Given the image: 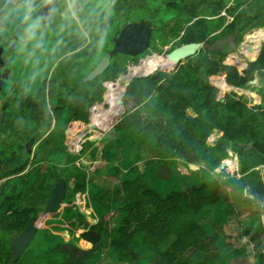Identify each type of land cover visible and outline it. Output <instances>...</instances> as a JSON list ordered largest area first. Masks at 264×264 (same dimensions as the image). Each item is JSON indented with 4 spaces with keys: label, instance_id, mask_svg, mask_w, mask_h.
<instances>
[{
    "label": "trees",
    "instance_id": "1",
    "mask_svg": "<svg viewBox=\"0 0 264 264\" xmlns=\"http://www.w3.org/2000/svg\"><path fill=\"white\" fill-rule=\"evenodd\" d=\"M190 1L191 3L189 0H113L110 10L104 14L96 13L97 8L92 4H79L77 13L83 16L80 20L81 27L77 28V23L74 27L71 26L69 20L64 27L66 45L62 52L70 55L59 63L57 59L51 64L52 75L34 98L38 103V108L32 106L37 112L36 124H27L31 131L42 132L44 135L33 138V148L27 150L31 154L23 156L21 151L11 150L12 154L16 153V156L12 155L11 162H20V159H16L20 156L25 160V167L29 164V155L33 154L34 158L24 179L14 176L0 187L2 194L10 186L20 191L21 198L26 199V195L31 198L29 207L26 208L29 212L8 223V227L20 229L35 220L40 210L36 206L39 202L45 203L56 180L64 177L67 181V195L64 208L58 212V216L75 214L78 222L70 223L68 228L71 238L75 235V230L83 228L81 236L92 242V247L79 257L86 260L79 263L87 264L91 260L98 262L99 253L107 246L108 238H111L110 244L114 246V250L109 255L134 264H221L224 262L223 254L222 250L216 248L217 235L214 237V234L219 232L225 235V232L223 224L215 222L210 214L216 208H223V205L234 206L237 199L252 202L246 196V192L250 191L263 203L247 214V223L239 234L253 244L255 261L250 264H264V178L260 169H255L264 165V83L259 91L263 94L262 97L259 92H256L255 97L251 96L254 85L246 87L256 79L257 73L264 79V30L258 33L252 31L246 35L249 29L256 26L258 29L264 28V4L258 3L261 0ZM36 3L38 7L43 4L42 0H36ZM247 3L249 5L244 6ZM1 4L0 0V8H3L5 15L8 7ZM142 7L145 10H141ZM254 7L255 10L250 12L249 9ZM224 10L226 14H222ZM259 14L263 17L259 18ZM69 16L75 21L71 14ZM140 19H144L153 29L150 47L137 56L114 54L103 74L92 80H83V74L94 69L101 58L113 49L112 37L118 36L124 25ZM116 21L119 27L115 26ZM217 29L220 31L217 32ZM231 33L240 37L236 39L237 44L246 40L251 43L252 48L260 45L258 57L255 59L257 50L249 51L245 43L240 45L239 50L252 60L241 58L229 44L223 46L227 48L226 51L211 50L208 47V44ZM193 41L207 45L201 47L195 55L180 61L175 68H162L149 76L138 75L133 81L127 82L136 74L153 71L162 59L159 55ZM46 49L49 48H43ZM229 49L235 51L236 55L229 54ZM144 56L156 59L149 58L141 63H134L127 71L131 62H137ZM123 72L127 74H122L116 81ZM230 86L239 87L249 96L229 90ZM107 90L109 98L104 105L113 113L110 115L108 112L103 116L100 114V104L103 103ZM21 96L19 92L17 103L24 100ZM50 100L60 102L61 105H56V109L52 106L48 108ZM60 119L63 120L62 123L59 122ZM69 119V126L66 127ZM75 122L86 125L85 129L89 132L86 146L84 147L83 141L77 145L80 148L78 155L66 150ZM52 125L53 129L48 135ZM112 127L117 134L116 139H102L113 142L112 146L115 147L124 145L122 152L125 154L123 160L111 164L107 171L118 170L119 164L121 169V164L127 162L130 154L136 149L139 152V146L151 142L158 154V163L154 164L155 173L157 167L160 169L164 164L168 166V158H175L186 165H200L201 159L206 158V166L200 165L199 169H205L215 180L212 178L209 183L204 181L203 185L173 190L163 196L157 194V189L142 177L138 166H132L121 175L118 192L110 195L92 180L88 166L82 163L73 166V161L79 160L90 149L95 158L98 150L94 138L90 136H94L96 131L105 134ZM81 132L83 131H78L74 137ZM29 140L30 137L24 140L25 150ZM95 141L99 139L95 138ZM47 143L55 145L56 149L42 155ZM232 150L241 157V168L240 160ZM67 154L69 157H66ZM229 161L236 162L238 166H235L233 174L223 170L226 175L219 178L212 173V168L221 165L227 168ZM44 162L46 168L42 169ZM239 168L240 176L237 175ZM23 169L17 167L13 173L19 174ZM133 169L136 171L131 175ZM96 172L101 174L103 170L97 168ZM202 178L207 179L206 172L202 174ZM103 196L108 199L106 201L113 198L112 202L105 203ZM2 202L0 196V210ZM102 203L110 209L108 213L111 210L117 212L115 224H111L108 217L95 216ZM81 206L84 211H81ZM135 209L144 215L142 220L137 219L138 231L146 224H153L155 229L151 239L143 235L139 240L142 246L152 244L148 249L137 247L132 240L133 227L127 222V217ZM31 213L34 215H30ZM88 215L92 216L93 221H86ZM177 219L184 220L185 229H178ZM206 219L212 220V232L204 227ZM50 230L47 229L37 240L41 241L40 257H47L41 262L62 264L71 261L70 254L61 256V252L65 250L64 244L57 239H49ZM198 230L201 234L195 239ZM113 237L116 241H112ZM78 240L67 241L78 243ZM3 244L0 240V264L3 260L4 263L7 262V253L10 252L9 248L5 250ZM233 247L236 248L234 244ZM67 251L69 250L64 252Z\"/></svg>",
    "mask_w": 264,
    "mask_h": 264
},
{
    "label": "rangeland",
    "instance_id": "2",
    "mask_svg": "<svg viewBox=\"0 0 264 264\" xmlns=\"http://www.w3.org/2000/svg\"><path fill=\"white\" fill-rule=\"evenodd\" d=\"M1 1H2L1 5L3 7H5V8L8 7V10L6 9L7 13H5L4 16H3V12H2L3 8H0V19L2 18V22H3L1 24L2 25L1 31L3 34V42H4L6 49H7V56H9V59H10V65L12 66V76H11V79L7 81V83L12 82L11 80H13L14 82H17V80H14V79L15 78L19 79L20 81H19L18 86H20V88H22V91L26 92L24 95H26L28 98H30L29 101L32 102V101H34V98H35V97H33L34 92H38L40 90V87L41 86L43 87V85L45 84L47 78L51 77L52 72H53V70L51 71L52 66H53L51 64L57 59H58V63H59L62 61L63 58H66L70 55V54H65V52H62V48L66 45V43H65L66 38H65V34H64V27H65L66 22L69 20L71 23V26L74 27L75 24L77 23L76 24L77 28L79 26L81 27L80 20H82L81 17H83V16L78 15V13L76 12V15L74 16V19H75V21H74L72 19V17L69 16L70 13L66 14V8H67L66 0H55L54 3L51 4L52 5L51 10L54 7L56 9V11L51 12V14L49 15L50 21H49V19H47V21L42 19L43 46L41 48L34 49L33 44L29 43L26 48H22L21 47V35L23 33V27H24L22 18L20 17L19 13L15 12L14 9L12 8V6L7 3V0H1ZM258 1H260V0H258ZM83 2L88 3V4H92V6L94 8H97V9H95L96 13H103L104 14V13H107L108 10H110L109 9L110 3L107 2L106 0H84V1H80L76 5L77 10H78L79 4H82ZM148 2H149V0H148ZM258 3L264 4V0H261V2H258ZM140 9L145 10L144 7L140 8ZM225 13H226L225 11L222 12V14H225ZM9 15L13 16V18L11 20L8 19ZM37 16H39V15H37ZM258 17L261 18V17H263V15L259 14ZM171 22H174V21H171ZM117 25L118 24L116 21L115 26L119 27ZM77 28H76V30H77ZM260 30H264V28H260V29L255 28L252 31H255L256 33H258ZM219 31L220 30H218L217 32H219ZM215 32H216V30H215ZM216 36H218V34ZM237 38L240 39L239 36ZM114 39H115V36L112 37V40H114ZM9 41H13L12 45L9 44ZM174 41H176V40H174ZM211 42H212V40H211ZM238 43H240V42H238ZM242 43L243 42L241 41V43L239 44V47H240V45H243ZM44 47L49 48V49L43 50ZM219 49H221L222 51L227 50V48H224V47L219 48ZM228 52L231 55H236V52H237V54L238 53L241 54L239 48L236 52L233 50L231 51L230 49L228 50ZM159 56L161 57L162 55H159ZM144 57L145 58H140V60H138L137 62H134V63L138 64L139 62L140 63L143 62L142 60H147V59L151 58V56H144ZM70 59H72V57H70ZM88 63H90V62L88 61ZM134 63L131 62V64H129L127 66V71H129V66L130 65L132 66ZM162 67L169 68L167 65H165L163 62L160 61L159 64H157V66L154 67V69L157 68L156 70H153L154 73L161 70ZM39 68H41V70H42V72H41L42 76L39 75L38 77H36L33 73L37 72V70ZM138 71H140V70H138ZM89 72H87L86 74H83L84 75L83 80H86V77H87ZM126 72L121 73L118 76L116 81L119 80V78L121 77L122 74L125 75ZM260 82H261L260 86L262 87L263 83H264V79L263 80L261 79ZM14 85H15V83H14ZM260 86L257 87L259 91L261 89ZM230 89H232L231 86L229 87V90ZM108 90L104 94L103 103L100 104V106H101L100 114L101 115L105 111H109L110 115H112V113H113V112H111L112 110H110L106 105H103L104 102H106V100L109 98V95H107V93L109 92ZM4 95H5V93H2L1 97H3V99L5 101ZM262 95L263 94L260 93V97H262ZM8 96H9V94L6 95V97H8ZM12 97L14 98L15 96H12ZM50 101H51V104L49 103L48 108L50 106H52L53 109H56V108H54L56 105L57 106H59L58 104L61 105L60 102H53V100H50ZM4 106H5V104L2 105L1 108H4ZM7 107H8V111H4V110L1 111L0 110L1 118H4L6 120L5 126L6 127H12L15 132L16 131H24V132L31 131V128L27 124H32L33 122H35V124H36V115H37L36 110L32 106L29 107L28 104H27V106H24V100H22L20 103H15L13 107L9 106V104H8ZM39 113H40V108H39ZM59 122L62 123L63 120L60 119ZM69 122H70V119L67 120L66 127L69 126ZM80 124H82V123L75 122L73 124L72 129L70 131V139L68 140V147L66 148L67 152H69V153L73 152V153H75V155H78L80 152V148L77 146V145H79V142H82V141L85 142L84 143V147H85L87 144L88 135H89V132L86 131V129H85L86 125L84 126V125H80ZM32 125H34V124H32ZM53 126L54 125H52L50 130L47 132L48 135L52 131ZM78 131H83V132H81L75 138L74 134H76ZM111 131L115 132L114 127H112ZM47 134H46V136H47ZM90 137L94 138L93 141L96 143L95 147L98 150V151H96V157L94 158L91 155V151H90L91 149H90L86 154L82 155L79 158V160H74L73 166H77L78 163H82L85 166H88L89 175L92 176V180L96 184H98L100 187H102L106 191H108V190L104 187V185L109 184V186H111V191L110 190L108 191V193L110 195H115L118 192L119 187H121V175L124 173V170L126 171L127 169H129L132 166H138L139 171L142 173V177L147 182H149L152 187L157 189V191H156L157 194H161L163 196H167L173 190L186 189L187 187H191L194 185H203L204 181L206 183H209L212 181V178L214 179L213 175L208 174L205 169L202 168V169L193 170L189 166L178 161L175 158H168L166 161V163L168 164V167L170 168V170L172 172L171 177L170 178H163V177L159 176V173H158L159 168L157 167L158 170L155 173L156 166H154L155 163H158L157 162L158 161V154H157L156 150L152 147L154 144L151 142L150 143L147 142V143H144L143 145L139 146V148H140L139 152H138V149H136L132 154H130L129 158L127 159V162H124L121 164V169L119 168L120 167V164H119L118 170L108 172L107 170L111 164H116L119 161L124 159L125 153L122 152L124 145H121L119 147H115V146H112L113 142L103 141L102 137L109 138V137H106V132L104 134L103 132L96 131L94 136L92 135ZM5 138H7V137H5ZM25 138H19V139L7 138L10 141H3L0 143V148L5 152V154L3 152H0V163H2L4 165L3 169L0 170V187L2 184L7 182L8 180L13 178L14 176H20V174H14L13 173L14 169L18 167L20 162H17L16 160L11 162V160H10L12 158L11 150L15 149V150L20 152L21 148L25 149V144H24ZM72 138H73V140H72ZM95 138H98L99 141H95ZM112 139H116V138H112ZM30 141H32V140H30ZM104 145H106V147H104ZM32 148H33V146L31 145V146H29V149H27V147H26V150H32ZM93 150H95V149H93ZM119 152H120V154H119ZM6 154H8V155H6ZM22 155L26 156L24 154H22ZM66 157H69V155L68 156L66 155ZM16 159L19 160V159H21V157L18 156V157H16ZM200 165L203 167L206 166V158L201 159ZM235 166H236V162L229 161L228 165L226 166L227 168H224L221 165V166L216 167L214 169L212 168V173L214 175L218 176L219 178L225 177L226 173L223 172V170L233 174L235 171ZM97 168L102 169L103 172L101 174H98L96 172ZM236 168H238V166H236ZM240 168H241V166H240ZM240 168H239L238 172L236 171L238 176L241 175L240 174ZM255 169H260L261 173L263 174V178H264V167L261 168L260 166H257ZM134 171H136V170H134V169L131 170V175H133ZM204 172H206V176H207L206 180H204L202 178V174ZM219 172H221V173H219ZM107 174H109L111 176H109ZM153 176H155V178H157L158 181H156L155 178H151ZM101 183H103V185H101ZM215 184L218 186L217 182H215ZM9 187H7V188H9ZM16 190H17V188H13L10 191L8 198H11ZM16 194H17V196L13 199V203L19 204L18 201H20V199H23V198L20 197V191L19 190H17ZM246 196L250 197L252 202H247L244 200H240L239 202H237V200H236L235 205H234L235 208L240 207L239 210H237V213H238V211L242 212L240 214L241 216H238L237 213H236L237 216L234 213H227L225 215V217H223V215L221 214L219 216V219H218V222L220 224H223V229H224L226 223H228V225L230 223H237V225H236L237 229L235 231H232V232H236L237 235L236 236L229 235L230 238H232V240L229 239V241L227 239L223 238V236L221 235V237H219V240L221 242H224V241H227L229 243L233 242L234 246L236 248L240 249V250H237V252H236V256H237V258H239L237 260H239V262H242V260L240 258H243L245 256V253H246L247 257L249 259H253L252 262H254L255 261V255H254L253 244L245 236H241L239 234V232H240V229L244 226L241 224L242 217H243V219H245L248 213H250L251 211H254L258 206H262L263 201L257 200L256 195L252 194L250 191L246 192ZM25 198H26V200H24L23 203H26V208H27V207H29V204L31 202V198H28L27 195L25 196ZM111 198H112V196H111ZM112 199L109 201H106L108 199L105 198V200L104 199L103 200L106 201L105 203H107V202L110 203V202H112ZM83 201H84V199H83ZM242 206H243V208H242ZM36 207H37V210H39V209L40 210L37 212V217L35 218V220H33L31 222L38 221V224H39L38 227L39 228H37V231L35 233L34 238L28 243L27 248L25 249L24 253L14 262L20 261V264H60L59 262H41V260L42 261L46 260V258H47L46 256H41L40 258H38L39 254L41 255V252H40L41 241L37 242V240L39 239V237H41L45 233V231L47 229H51L48 232L49 239H57L59 243L64 244L65 250H69L67 252H64L65 250L62 251L61 256L65 257L67 254H70L72 257L71 261L69 260L68 262H62V264H72V262H74V264H84V263H79V262H84L86 260V258L79 259V257L81 258V255L83 256L85 254V252L89 248L92 247V242L85 240L81 236L82 233L84 232V229H80V228L75 230L74 233L76 236L74 235L73 238H71V234L69 233L68 228L70 227V223L78 222L77 216L75 214H72V213H68L65 215L61 214L59 216H58V213H50L44 218V217H40V214L42 212H44V209H45V206L43 207V202H39V204ZM63 208H64V202L61 205L60 211H62ZM80 209H81V211H84V207L81 206ZM109 210L110 209H108L106 204L102 203L99 205V210L97 211V214H95V216H100V217H105V218L108 217V219L110 220V223L115 224V219H114L115 211L111 210V212L108 213ZM30 215H34V214L31 213ZM143 216L144 215L140 212V210L135 209L132 212H130V214L127 217V221L130 220L129 224H132V226H133L132 240L134 238L136 241H138V240H140V238L143 235L150 238L154 234L153 230H155V229H153V224H146L142 227V229L140 231H138L137 225H136L137 219L142 220ZM39 217H40V219H39ZM236 219H239L240 221H236ZM15 220H17V219L10 217L7 220L1 222V224H3L2 225L3 228L6 230V234H7V237L5 238L6 241H4L3 246H5V250H7V248H9L10 252L7 253V259H9V262H10V259L12 257V251L10 248L11 241L13 239H15L19 234H21V232H23V230L31 223V222H29L25 227H21L20 229H16V228L7 226L8 223H11ZM42 220H43V222H42ZM209 220L210 219L204 220V225H205L204 227L206 230L212 232L213 223H212V221H209ZM86 221L87 222L93 221L92 216L88 215L86 218ZM2 234H3V232H1L0 236ZM77 236H81V237L78 238ZM69 239H71V240L79 239V240H78V243L77 242L76 243H70L67 241ZM112 241H116L114 237L112 238ZM110 242H111V238H108L107 246L104 247L101 251V257H102L101 260H99L98 262L91 260L92 263L91 262L90 263L88 262V263L89 264H124V262H127L125 260L123 261L121 258L120 259L113 258L112 256L109 255L110 252H112L114 250V246L111 245ZM133 242H134V240H133ZM35 243L38 245H36ZM137 247L141 248L142 245L140 244V246H137ZM231 248L234 249V247H231ZM9 253H10V256L8 255ZM117 255H119L118 252H117ZM231 255H235V253H231L230 251L227 252L223 256L224 262H230ZM36 257L38 259H36ZM234 259H236V258H234ZM36 260L38 262H36ZM151 263L152 262H137V264H151ZM232 264H234V263H232ZM235 264H239V263H235Z\"/></svg>",
    "mask_w": 264,
    "mask_h": 264
},
{
    "label": "crops",
    "instance_id": "3",
    "mask_svg": "<svg viewBox=\"0 0 264 264\" xmlns=\"http://www.w3.org/2000/svg\"><path fill=\"white\" fill-rule=\"evenodd\" d=\"M80 1H84V0H79V2ZM107 2H109V3H112L113 2V0H106ZM200 2H201V0H199ZM189 2L191 3V1L189 0ZM249 3H250V1H249ZM247 5H249L248 3L247 4H245L244 6H247ZM255 10V7L254 8H251V9H249V11L250 12H253ZM255 28H258V26H256V27H254V28H251V29H249L248 31H247V33H246V35H248L250 32H252V30L253 29H255ZM231 34H235V43L237 44V42H236V39H237V34L236 33H231ZM230 34V35H231ZM229 36V35H228ZM242 42L243 43H245L246 44V47L248 48V46H251V43L249 42V41H246V40H242ZM241 43V42H240ZM240 43H238L237 45H239ZM236 49V48H235ZM259 49H260V45H257V47L256 48H252L251 50H249V51H253V50H257V54L255 55L256 57L255 58H257L258 57V54H259ZM236 51H237V49H236ZM242 53V52H241ZM239 54V53H238ZM241 57L242 56H244L243 54L241 55V54H239ZM244 57H246V59H248V60H252V58L251 57H249V56H244ZM152 58V57H151ZM41 72H42V70H41V68H39L38 70H37V72H34L33 74L36 76V77H38L39 75H41L42 76V74H41ZM152 73H154V71H151ZM132 77H136V75L135 76H132ZM133 78V79H134ZM256 78H257V80H258V82L256 83V84H254V89H253V91L256 93V92H259V90H258V88L257 87H259L260 85H261V82H260V80L262 79V77H261V75L260 74H256ZM133 81V80H132ZM131 82V81H130ZM249 85H252V84H247V86L246 87H248ZM261 87V86H260ZM234 88V87H233ZM240 89V88H239ZM37 91V90H36ZM107 92V91H106ZM246 94H248L247 92H245ZM249 95V94H248ZM28 99H30V98H27V99H24V101L26 102ZM104 105V104H103ZM2 132V135H1V137H3L4 138V141H10V140H8L7 138H11V139H19V138H25V137H30V138H35V139H37V138H40L41 136H43L44 134L42 133V132H36V131H28V132H23V131H14L13 130V128L12 127H5V128H3L2 130H1ZM5 137H7V138H5ZM21 148V147H20ZM54 149H56V146L55 145H53V144H51V143H47V146L45 147V149L42 151V155H46L48 152H51V151H53ZM21 150V154H24V155H27V154H31L29 151H27V150H25V149H20ZM233 151V150H232ZM233 153H235L236 154V156L239 158V160H240V166H241V157L236 153V152H234L233 151ZM119 154H120V152H119ZM118 154V155H119ZM12 155H15L16 156V153H14V154H12ZM33 155V154H32ZM32 155H29V160H28V165L25 167V165L23 164L24 163V161L25 160H23L22 158L20 159V164L18 165V168L19 167H23L24 169H23V171L22 172H20L19 174H20V176H18V177H22L23 179H24V176L27 174V171H28V169L30 168V166H31V161L33 160V158H34V156H32ZM67 156H68V154H67ZM22 161V162H21ZM261 168H263L264 167V165H259ZM46 168V163L44 162V164H43V166H42V169H45ZM109 172V171H108ZM107 175H109V174H107ZM109 176H111V175H109ZM151 178H155V176H153V177H151ZM4 179V178H3ZM156 179V181H158V179L157 178H155ZM34 182H38L37 180H33ZM101 185H103V183H101ZM104 187L109 191H111V186H109V184H105L104 185ZM13 188H11V187H9L8 189H6L5 190V192L2 194L1 193V191H0V196H1V198L3 199V202L1 203V211H0V224H1V222H3V221H5V220H7L8 218H10V217H13V218H15V219H17L18 218V216H20V215H22V214H27L28 212H29V210L27 211L26 210V203H23V201L24 200H26V199H20V201H18V203L19 204H14L13 203V199L17 196V190L15 191V193L13 194V196L11 197V198H8V195H9V193H10V191L12 190ZM53 189V186L51 187V190ZM41 191H43L42 189H41ZM236 194V193H235ZM235 194H234V197H235ZM103 198H104V196H103ZM47 199V198H46ZM105 199V198H104ZM240 200L239 199H237V202H239ZM46 205V200H45V203H43V207ZM42 207V208H43ZM240 208V207H239ZM239 208H235V206H232V205H223V208H216L215 209V212H213L210 216L215 220V222H218V219H219V216L222 214L223 215V217H225V215L227 214V213H234L236 216H237V214H238V216H241L240 214L242 213V212H239L238 211V213H237V210H239ZM242 208H243V206H242ZM60 211V210H59ZM58 211V212H59ZM57 212V213H58ZM132 212V211H131ZM237 213V214H236ZM117 215V212L115 211V216ZM245 219H243V217H242V221H241V224L242 225H245V223H247L246 221H244ZM212 221V220H211ZM236 221H240L239 219H236ZM128 223H130V220L129 221H127ZM138 222H139V220L137 221V224H138ZM183 222H184V220H179V219H177V223H176V225H177V227H178V229L179 228H184L183 227ZM136 224V225H137ZM227 225H228V223H226ZM130 225H132V224H130ZM236 225H237V223H230L229 225H228V228L231 230V231H235L237 228H236ZM133 227V226H132ZM80 229H83V228H80ZM185 229V228H184ZM179 230H181V229H179ZM1 232H3V234L0 236V240L2 241V242H4V241H6V237H7V234H6V230L3 228V226L2 225H0V234H1ZM208 232H210V231H208ZM224 232H225V235L224 234H222V233H219V232H217V234L215 233L214 234V237L217 235V241H215V245H216V248L218 249V250H222V257L227 253V252H231V253H235V255H231V260H230V262H221V264H232V263H239V264H250V263H253L252 261H253V259H249L248 257H247V255H246V253H245V256L243 257V258H240L241 260H242V262H239V260H237V259H239V258H237V256H236V252H237V250H240V249H238V248H234V249H232L231 247H233V242L232 243H229V242H227V241H224V242H221L220 240H219V237H221V235L223 236V238H225V239H227L228 241H229V239H230V236L227 234V232L224 230ZM199 234H201L200 233V230H198L196 233H195V239H197L198 238V236H199ZM205 234H207V232L205 233ZM133 240H134V242L136 243V245L137 246H140V243H139V240L138 241H136L134 238H133ZM152 246V244H148V245H146V246H142L141 248L142 249H148V248H150ZM99 259H98V261L99 260H101L102 259V257H101V253H99ZM38 258H40V254H39V256H38ZM37 257H36V259H38ZM234 258H236V259H234ZM234 259V260H233ZM36 262H38L37 260H36ZM88 263V262H87ZM90 263V262H89ZM92 263V262H91ZM124 264H134V263H130V262H124Z\"/></svg>",
    "mask_w": 264,
    "mask_h": 264
},
{
    "label": "water",
    "instance_id": "4",
    "mask_svg": "<svg viewBox=\"0 0 264 264\" xmlns=\"http://www.w3.org/2000/svg\"><path fill=\"white\" fill-rule=\"evenodd\" d=\"M234 35L228 36L226 39L220 40L218 43L222 44L224 41H228L231 45H235L233 41ZM115 45L112 53L123 52L127 54L136 55L143 52L150 42V29L146 27L144 20L136 23H131L125 26L120 32L119 36L114 39ZM251 50L252 46H248ZM196 52V43L183 44L167 54V57L173 61L178 62L180 59L192 55ZM110 62V54L106 53L104 57L99 61L98 65L88 75L87 79H92L95 76L101 74ZM155 68L154 70H156ZM110 135V134H109ZM160 174L163 176L169 175L170 171L165 165L160 167ZM66 182L65 179L59 178L55 186L52 189V194L46 199V205L44 212L40 214V217H46L50 213H57L66 197ZM39 217V219H40ZM38 219V220H39ZM38 221L31 222L15 239L11 241L10 248L12 251V257L9 264H13L27 248L28 243L34 238L38 227Z\"/></svg>",
    "mask_w": 264,
    "mask_h": 264
},
{
    "label": "flooded vegetation",
    "instance_id": "5",
    "mask_svg": "<svg viewBox=\"0 0 264 264\" xmlns=\"http://www.w3.org/2000/svg\"><path fill=\"white\" fill-rule=\"evenodd\" d=\"M55 1V0H54ZM51 7L52 5H46V4H42L40 7H37V11L34 13V16H41L44 20H47L49 19V15H50V12H51ZM47 17H44L46 16ZM4 16V14H3ZM13 16L12 15H9L8 19H12ZM50 20V19H49ZM2 18L0 19V110L1 111H8V104L9 106L13 107L15 103H17L18 101V97H19V92L20 94L22 95L21 97L23 99H27L28 97L26 95H24L26 92L25 91H22L20 88V86H18L19 84V79L15 78L14 80H17V82H14L13 80H11L12 82H9L7 83L8 80L11 79V76H12V66L10 65V59H9V56H7V49H6V46L3 42V34H2ZM13 41H9V44L12 45ZM9 76L8 78H4L5 76ZM15 83V85H14ZM14 85V86H13ZM22 92V93H21ZM2 93H5V101L3 99V97H1ZM36 93L37 92H34L33 94V97H36ZM9 94L8 97H6V95ZM12 96H15L14 98ZM29 100V99H28ZM28 100L25 102L24 101V106H34V107H37L36 104H38L35 99L34 101L32 102H28ZM4 108H1L2 105H4ZM5 115V114H4ZM5 122L6 120L4 118H1L0 116V143L4 141V138L1 137L2 135V129L5 128ZM24 132V131H23ZM32 142L29 143V141L26 142V145L29 149V146L33 145V138H31ZM25 143V142H24ZM0 152H3L5 154V152L0 148ZM8 155V154H6ZM3 164L0 163V170L3 169ZM10 256V253L8 254ZM5 260L1 261L3 263L1 264H9V259H7V262L4 263ZM23 262V261H22ZM13 264H20V261L18 262H14Z\"/></svg>",
    "mask_w": 264,
    "mask_h": 264
},
{
    "label": "clouds",
    "instance_id": "6",
    "mask_svg": "<svg viewBox=\"0 0 264 264\" xmlns=\"http://www.w3.org/2000/svg\"><path fill=\"white\" fill-rule=\"evenodd\" d=\"M43 4L51 5L54 0H42ZM79 0H66V14L70 13L73 17L76 15ZM15 12L19 13L22 18L24 27L21 35V47L26 48L29 43L33 44V48H41L43 46L42 34V17L34 16L37 11L36 0H7ZM52 12L56 9L53 7Z\"/></svg>",
    "mask_w": 264,
    "mask_h": 264
},
{
    "label": "bare ground",
    "instance_id": "7",
    "mask_svg": "<svg viewBox=\"0 0 264 264\" xmlns=\"http://www.w3.org/2000/svg\"><path fill=\"white\" fill-rule=\"evenodd\" d=\"M225 11V10H224ZM226 12V11H225ZM226 14V13H225ZM45 17V16H44ZM141 20H144V19H140V20H138V21H135V22H131V23H136V22H139V21H141ZM131 23H128V24H131ZM144 23H145V25H146V27H148L149 29H150V42H149V46L143 51V52H141V53H138V54H136V55H133V56H137V55H139V54H142V53H144L149 47H150V44H151V39H152V32H153V29H152V27L151 26H149L147 23H146V21L144 20ZM128 24H126V25H124L123 27H122V29L125 27V26H127ZM122 31V30H121ZM120 31V32H121ZM120 34V33H119ZM231 35H234V38H233V41H234V46L233 45H231L227 40L226 41H224L222 44H220V43H218L220 40H223V39H226L228 36H226V37H222V38H219L218 40H216L215 42H213V43H211V44H208V47L211 49V50H217V49H219V48H222L225 44H229V45H231V46H233L234 48H236L237 50H238V48H239V45H237L236 43H235V34H231ZM119 36V35H118ZM118 36H116L115 38H117ZM230 36V35H229ZM194 43H196V52L194 53V54H192V55H195L197 52H198V50L201 48V47H203V46H206L207 44H205V43H203V42H197V41H193ZM188 43H192V42H188ZM188 43H183V44H188ZM183 44H181V45H183ZM114 45H115V40H114ZM178 46H180V45H178ZM178 46H176V47H178ZM175 47V48H176ZM174 48V49H175ZM113 49H114V47H113ZM113 49L110 51V52H107L108 54H110V62H109V64H108V66L105 68V70L109 67V65H110V63H111V59H112V56L114 55V54H117V53H123V52H115V53H112V51H113ZM172 51V50H171ZM170 51V52H171ZM169 52H166V53H164L162 56H161V62H163L165 65H167L168 67H176L177 65H178V63L180 62V61H182V60H185L186 58H188L189 56H192V55H189V56H187V57H185V58H182V59H180L178 62H176V61H173V60H171V59H169L168 57H167V54H168ZM127 54V53H126ZM132 55V54H131ZM104 57V56H103ZM102 57V58H103ZM101 58V59H102ZM241 58H243L244 60H246V57H244V56H242ZM156 58L155 57H152V60H155ZM256 59V58H255ZM134 63V62H133ZM98 65V64H97ZM162 68H165V67H162ZM95 69V68H94ZM93 69V70H94ZM105 70L101 73V74H103L104 72H105ZM92 71V70H91ZM90 71V72H91ZM89 72V73H90ZM88 73V74H89ZM152 72L151 71H149V72H147V73H143V74H136V76H138V75H142V76H149L150 74H151ZM101 74H99V75H101ZM99 75H97V76H99ZM97 76H95L94 78H96ZM9 76H5L4 78L6 79V78H8ZM94 78H92V79H94ZM131 79L129 80V81H127V82H130V81H132L133 80V78L134 77H130ZM92 79H87V77H86V80L85 81H88V80H92ZM116 82V81H115ZM126 82V81H125ZM125 82L123 83V84H125ZM258 82V80H257V78L254 80V81H250L249 83L250 84H252V85H254V84H256ZM248 83V84H249ZM124 87V86H123ZM122 87V88H123ZM232 87V89L233 90H235L236 92H238L240 95L241 94H243V93H245L243 90H240L239 89V87H234L233 88V86H231ZM232 89H230V90H232ZM257 94L254 92V93H252L251 92V96L252 97H255ZM108 112L109 111H105L102 115L104 116V115H107L108 114ZM110 134V135H109ZM106 137H109V138H116L117 137V134L114 132V131H109V132H107L106 133ZM32 141H30L29 143H31ZM165 165V164H164ZM163 166V165H162ZM166 166V168L167 169H169V171H170V174L169 175H166V176H163L162 174H160L159 172V176H161V177H163V178H170L171 177V174H172V172H171V170H170V168L167 166V165H165ZM187 166H189L191 169H193V170H195V169H199L200 168V165H197V164H193V163H189V164H187ZM159 171H160V169H159ZM59 178H63V179H65L64 177H59ZM59 178L57 179V181L59 180ZM56 181V182H57ZM56 182H55V184H56ZM65 182H66V187H67V181H66V179H65ZM55 186V185H54ZM52 194V193H51ZM66 195H67V190H66ZM50 197V196H49ZM66 198V197H65ZM65 198H64V200H65ZM64 202V201H63ZM63 204V203H62ZM224 230L227 232V234L228 235H231V236H236L237 235V233L236 232H232L229 228H228V225L227 224H225V227H224Z\"/></svg>",
    "mask_w": 264,
    "mask_h": 264
}]
</instances>
